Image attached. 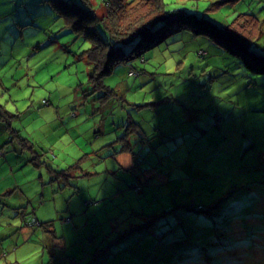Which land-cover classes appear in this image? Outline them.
<instances>
[{
    "label": "rangeland",
    "instance_id": "rangeland-1",
    "mask_svg": "<svg viewBox=\"0 0 264 264\" xmlns=\"http://www.w3.org/2000/svg\"><path fill=\"white\" fill-rule=\"evenodd\" d=\"M55 1L0 0V264H264V72L174 21L95 79ZM214 1L164 0L264 64V0Z\"/></svg>",
    "mask_w": 264,
    "mask_h": 264
},
{
    "label": "trees",
    "instance_id": "trees-1",
    "mask_svg": "<svg viewBox=\"0 0 264 264\" xmlns=\"http://www.w3.org/2000/svg\"><path fill=\"white\" fill-rule=\"evenodd\" d=\"M222 1L224 0L208 3L207 8L204 7L203 10L209 11L212 5ZM102 2L106 11L101 14H97L92 0H58L54 3L58 15L63 18L70 31L88 41L89 45L83 52L93 65L95 79H100L118 60L124 59V52L120 54L119 52L126 43L134 42L129 53L143 51L150 39L159 35L174 21L181 27H192L195 32L210 35L218 42H223L227 49L232 51L239 49L237 53L241 54L246 67L253 72H264V64H251L247 57L248 52L253 53L252 44H255L254 36H257L255 30L259 23L255 27L253 24L237 26L234 24L233 16L229 23L222 24L218 19L205 13L186 11L180 7L168 8L164 0H102ZM238 14L259 20L254 12L249 10ZM158 21L162 22L158 24ZM220 118L221 116L217 115L215 121ZM142 139L145 140L146 137ZM128 149L129 146L124 147V150ZM136 185L139 188L133 187L134 190L140 191V184ZM192 204L197 209L203 208L200 203Z\"/></svg>",
    "mask_w": 264,
    "mask_h": 264
},
{
    "label": "crops",
    "instance_id": "crops-1",
    "mask_svg": "<svg viewBox=\"0 0 264 264\" xmlns=\"http://www.w3.org/2000/svg\"><path fill=\"white\" fill-rule=\"evenodd\" d=\"M130 155H131V150H119L117 153H116V155L115 156H117V157H119L118 159H120L121 157L123 158V157H125V158H128L127 159V161L124 163V165H127L129 162H130V160H131V157H130ZM128 156V157H127Z\"/></svg>",
    "mask_w": 264,
    "mask_h": 264
},
{
    "label": "built area",
    "instance_id": "built-area-1",
    "mask_svg": "<svg viewBox=\"0 0 264 264\" xmlns=\"http://www.w3.org/2000/svg\"><path fill=\"white\" fill-rule=\"evenodd\" d=\"M129 73H133V72L130 70V71H129ZM135 187H136V189H138V188H139V186H138V185H136Z\"/></svg>",
    "mask_w": 264,
    "mask_h": 264
}]
</instances>
